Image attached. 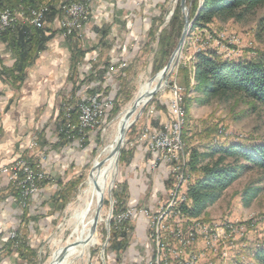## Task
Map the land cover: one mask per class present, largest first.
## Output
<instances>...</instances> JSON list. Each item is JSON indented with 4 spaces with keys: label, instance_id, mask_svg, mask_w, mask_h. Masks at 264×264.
Returning a JSON list of instances; mask_svg holds the SVG:
<instances>
[{
    "label": "rangeland",
    "instance_id": "374dc122",
    "mask_svg": "<svg viewBox=\"0 0 264 264\" xmlns=\"http://www.w3.org/2000/svg\"><path fill=\"white\" fill-rule=\"evenodd\" d=\"M4 1L1 8L15 13L17 23L12 29L0 34L14 32L20 26L49 30L51 38L47 44L67 48V52L59 54L63 58H60L62 62L64 59L67 62L68 75L58 92L56 111L48 114L43 108L37 110L35 117L31 118L30 135L28 132L27 137H23L24 134L18 136L21 139L16 137L20 155L11 163H0V190L7 191L0 193V264H50L61 248L79 239L75 240L73 228L70 227L72 213L87 188L95 164L105 163L102 152L120 134L121 128L117 130L120 118L124 119L139 99L141 86L145 83L151 85L160 76L176 49L160 65L159 35L153 40L149 34L153 26H159V33L168 28L181 0L124 1L126 30L119 31L121 29L117 24L119 27L114 31L116 35L110 34L108 26L111 23L106 21L109 16H116V0H102L90 4L87 15L80 19V28L66 36V30L61 28L62 20L67 19L62 0H40L36 8L20 5L14 9L6 7ZM204 1L196 0L198 11ZM42 6L47 8L43 23L40 27L31 25L26 21L27 15L30 10ZM187 6L191 10L192 2H187ZM20 13L24 14L23 18ZM191 21L194 25V20ZM74 34L78 46L86 53L73 80L69 81L72 77V52L66 42ZM106 39L111 46L106 45ZM112 45L114 49H111ZM210 52H215L228 62H264V8L241 21L215 22L208 29H191L179 63L167 85L145 105L136 121L143 105L130 121L135 123L126 132L116 162L117 170L108 182L97 230L92 237H96V244L81 256L78 253L73 255L74 251L64 264H122L123 260V264H142L150 259L157 249L154 223L156 225L159 218L163 219V215L173 209L170 207L171 190L183 174L188 176V180L175 199V208L162 220L166 226L160 230L159 238L166 245L164 252L191 254L196 258L195 264H237L238 260L244 264H254L252 250L264 246V175L261 172L245 171L199 219L191 218L183 211V207H193L188 192L190 185L199 177V174L190 173L189 170L192 151L203 154L214 146L264 142L263 107L240 97L228 101L215 98L208 102L194 91L197 85V57ZM107 75L108 80H104ZM74 83L78 87L76 94L73 92ZM176 88L183 97L182 150L178 151L175 159L163 163L151 144L154 134L170 133L176 126L171 108ZM94 98L99 103L108 100L110 105L99 118L93 109L97 115L94 128H81L79 118L82 108L89 106ZM74 111L76 121H73ZM174 130H178L177 126ZM60 133L66 137L62 143ZM18 162L37 175L35 193L30 188H24L26 184H22V187L17 185L18 181L25 180V175L19 170L3 172ZM176 166L180 170L175 178L171 171ZM12 175H17V181H10ZM44 182L45 185L40 187ZM11 185L20 188L21 205L10 196ZM249 186L260 187L263 191L246 206L243 193ZM62 191L66 194L62 198L67 200L66 204L63 200L57 202V196ZM126 192L128 200L124 197L122 208L116 211L118 196L115 198V194L123 196ZM24 208H27L25 216ZM176 229L182 230L187 236L195 229L196 236L192 244L183 248L172 235ZM116 230L128 235V248L121 254L114 253L111 247ZM215 235L217 241L212 248L207 242ZM17 237L23 248L18 250L16 245L8 247V242ZM116 258L121 260L120 263Z\"/></svg>",
    "mask_w": 264,
    "mask_h": 264
},
{
    "label": "trees",
    "instance_id": "16d2710c",
    "mask_svg": "<svg viewBox=\"0 0 264 264\" xmlns=\"http://www.w3.org/2000/svg\"><path fill=\"white\" fill-rule=\"evenodd\" d=\"M190 1L192 2L190 18L194 20L192 29H208L215 22L241 21L244 17L264 8V0H205L201 10L198 11L196 0H187L188 3ZM40 3V0L4 1V5L10 9L20 5L26 6V8H36ZM50 9L52 12L54 11L53 6ZM183 25V15L178 5L168 28L159 33V26H153L149 38L154 40L156 35H159L160 65L165 63L176 47ZM48 35L49 30L44 31L29 26H20L14 32L0 34V40L7 45L15 60L12 68L6 69L4 75L12 81L11 83L16 89L20 88L19 86L26 78L27 70L36 62L39 54L46 50L47 43L51 38ZM73 37L75 34L67 38L66 42L72 52V77L69 81L73 80V75L77 73L78 65L86 53L78 46L79 42ZM195 68L197 85L194 91L204 97V100L209 102L212 99L221 98L228 101L240 97L264 108V62H236L234 60L228 62L223 61L215 52H210L197 57ZM76 90L78 87L74 83L73 92L75 94ZM75 113L76 111L73 112V121H76ZM59 139L60 143L65 141L64 133H60ZM189 170L190 173L199 174V177L189 187L188 196L193 207H183V211L187 216L199 219L241 178L245 171L255 170L264 175V142L253 145L234 143L228 146H214L208 148L207 152L203 154L196 150L192 151ZM70 185L74 186V184ZM11 187L10 196L20 204L22 199L20 188L12 185ZM123 187L126 188V186ZM262 191L263 189L260 187H247L243 193L244 205L249 206ZM5 192L7 191L4 189L0 190V193ZM126 194L123 196L115 194V198L118 196L116 211L122 208L124 197L128 200V192ZM65 195L62 191L57 196V202L63 200L66 204L67 200L62 199ZM25 214H27V208H24V216ZM21 243L17 237L8 242L7 246L16 245L19 250L24 246ZM128 244L127 233L117 230L113 233L111 247L114 253H123L128 248ZM116 260L118 263L121 261L118 258ZM252 261L254 264H264V246L252 250ZM237 264L244 263L242 260H238Z\"/></svg>",
    "mask_w": 264,
    "mask_h": 264
},
{
    "label": "crops",
    "instance_id": "0c3cea01",
    "mask_svg": "<svg viewBox=\"0 0 264 264\" xmlns=\"http://www.w3.org/2000/svg\"><path fill=\"white\" fill-rule=\"evenodd\" d=\"M124 1L128 2L129 0H116L114 5L117 4L118 6L116 8H119V10H115V18L109 16L106 20L111 23L108 27L112 35L117 34L114 32L116 27L120 26L119 29L121 30H118L121 32H123L124 28L126 30V26L124 25L127 20V13L124 11ZM107 43V46H111L110 43ZM46 47V50L39 54L36 62L27 70L26 78L19 86L20 88L16 89L11 83L12 81L8 80L4 75L6 69L12 68L15 60L8 50L7 45L0 40L1 164L11 163L20 155L18 146L15 143L17 140L16 137L23 134V137L28 136V132L30 135L31 118L35 117L37 110L43 108L45 113L52 114L57 109L56 100L59 98L58 92L68 75V69H66L67 62L65 59L62 62L63 58L59 57V54H62L63 51L67 52V48L65 47L64 49L63 46L59 47L57 44H47ZM111 49H114L113 45ZM21 148H23L22 144ZM62 148L65 149L66 147L63 145ZM123 263H125L124 260L122 261Z\"/></svg>",
    "mask_w": 264,
    "mask_h": 264
},
{
    "label": "built area",
    "instance_id": "2783aa9c",
    "mask_svg": "<svg viewBox=\"0 0 264 264\" xmlns=\"http://www.w3.org/2000/svg\"><path fill=\"white\" fill-rule=\"evenodd\" d=\"M4 0H0V32L12 29L13 26L17 23V18L15 13L11 12L9 9L1 8V4ZM102 0H62L61 5L63 6V11L66 13L65 17L67 16V21L65 19L62 20L61 28L65 29V34L70 35L76 28H80V19L84 18V15H87L88 10H90L89 5L90 4H96L101 2ZM140 2H143L144 0H139ZM87 7V8H86ZM47 12V8L42 6L39 9L30 10V13L27 15L26 21L29 22L31 25H35L37 27H40L43 23L45 14ZM20 16L22 18L24 17L23 13H20ZM86 17V16H85ZM65 20V22H64ZM110 69V68H109ZM109 75L107 77H104V80H108ZM176 88L175 89V97L171 102V108L173 112V116L176 119V126H177V119L179 117V103L183 102V97L180 94V91ZM110 105V102L108 100L103 101L102 103L98 102L97 98H94L91 100V103L89 106H84L81 111V116L79 118L80 120V126L81 128L90 127L94 128L97 120V115L93 112V109L96 110V113H98V118L104 115L105 108H108ZM94 126V127H93ZM174 126V129L175 127ZM170 130V133L167 132H160L153 135V142L151 144V147L154 149V151H157L159 154L158 157L160 158L161 162H168L176 158V155L179 154V150H182L181 141H180V134L181 131L177 130ZM178 129V126H177ZM145 137V136H144ZM176 153V154H175ZM19 167V168H18ZM14 172L19 170V172L23 173L25 175V180L23 182L18 181L17 185L22 187V184H26V189L30 188L32 193L36 192L35 188V179L37 175L33 173V171L28 168L25 164L22 162H18L15 166H11L10 168H5L3 172ZM180 167H173L172 168V176L177 177L179 173ZM17 175L10 176V181H17ZM183 187V186H182ZM182 187H175L171 190V197L172 196H178L179 193H181ZM166 226V225H165ZM165 226L162 227H155L157 230V233H160V230L164 229ZM205 229V228H204ZM203 234L204 231H201ZM156 233V231H155ZM172 235L178 240L180 245L183 248L188 247L192 244V240H194V237L196 236L195 229H192V231L189 232V235L183 233L182 230L176 229L172 231ZM209 237V236H208ZM217 241V237L212 236L211 241L208 240L207 244L210 245L212 248L215 246V242ZM156 254H153V256L148 259L146 262L142 264H195V261L193 257H191V254L186 255L184 252H168L165 253L166 245H156ZM162 250V251H160ZM185 256V257H184Z\"/></svg>",
    "mask_w": 264,
    "mask_h": 264
},
{
    "label": "bare ground",
    "instance_id": "6f19581e",
    "mask_svg": "<svg viewBox=\"0 0 264 264\" xmlns=\"http://www.w3.org/2000/svg\"><path fill=\"white\" fill-rule=\"evenodd\" d=\"M159 80H160V76H157L151 85L148 83H145L144 85H142L140 88V91H139V96H140L139 98L144 96L147 92L151 91L153 86L155 85V83H158ZM183 111H182V102H180L179 103V117L177 119V126H178L179 131L182 130L181 125L183 124ZM123 123H124L123 118H120V121L118 122V126L116 125L117 130L119 128H122ZM119 140H120V135L116 136L114 138V141H112L113 143L111 144V146H109V147L107 146V148L102 152V156L105 159L104 160L102 158L105 161L104 167L101 168L99 171L95 172L93 180L88 182L87 188L83 191V194L80 198L79 205L77 206V208L72 213V217L70 220V227L73 228V232H74L73 235L75 237V240L79 238L75 242H79V241L81 242V240H86L89 238V230L91 228L92 218H93L94 213H95V208H96L97 202L101 196L104 197L106 189L108 188V182L111 179V177H113L115 175L116 170H117L116 169V162H117L118 154H116V153L114 154V150L117 147ZM186 177H188V176H185L184 174H183V176L180 175V177L178 178L177 185H175V187L184 186L188 180V178L186 180ZM94 182H96L98 184V186H100V188L102 190V194L97 192L95 185H94ZM177 198H178L177 196H172V201H171L170 207H172L173 209L176 206L175 199H177ZM177 204H178V202H177ZM177 207H179V206H177ZM172 210H170V211H172ZM170 211H169V213L167 212L165 215H163V217H164L163 219H165L167 217V215H170ZM101 219H102V215H101ZM163 219L159 218V220L156 222V225L154 223V226L155 227L165 226V224L162 222ZM159 235H160V233H157V237H156L157 243L156 244L157 245H163L164 243L159 238ZM96 241H97L96 237H94L93 239H91V241L87 245L77 246L76 248L70 250L68 252L67 257L64 259L62 264H64V262L67 260V258L74 251L75 252L73 253V255L78 253L81 256L82 254H84L88 250L89 247L94 246L96 244ZM73 243H71V244H73ZM68 245H70V244H68ZM59 254H60V250L53 256L50 264H57ZM191 257H193V259L196 260V258L194 256H191Z\"/></svg>",
    "mask_w": 264,
    "mask_h": 264
},
{
    "label": "water",
    "instance_id": "95a60500",
    "mask_svg": "<svg viewBox=\"0 0 264 264\" xmlns=\"http://www.w3.org/2000/svg\"><path fill=\"white\" fill-rule=\"evenodd\" d=\"M180 8H181L182 13L184 14V28H183V32H182V35L180 37V40L176 46V49L174 50L173 55L171 56L169 63L164 68V70L161 72L160 80H159L157 86L154 88V90L147 92L144 96L139 98L134 103L131 110L128 111V113L125 115V117L123 119V122H124L123 126L120 129V134H119L120 140H119L117 147L114 150V154L116 153L119 155L120 149H121L122 143L124 141V138L126 136L127 130L130 129L132 127V125H134L135 121L140 117L141 113L144 110L145 105H147V103H149V101L157 94V92L159 90H161L163 88L164 85H167V83H168L167 81L169 80L170 75L172 74V72L174 71V69L177 67V65L179 63V60H180L181 54L183 52L186 40L188 39L189 33L193 27V21H191L190 15H189L190 9L187 6L186 0H181ZM163 80H164V83H163ZM141 105H143V107L141 108L140 113L136 117L135 121L133 123H130L133 115L136 113V111L139 109V107ZM103 163L95 164L94 168L92 169V171L90 173V177H89L90 181L93 180L95 172L101 168V165ZM94 185H95L97 192L102 194V190H101L100 186H98V184L96 182H94ZM103 205H104V197L101 196L97 202L95 215L93 217V220L91 223V228L89 230V238L86 240H81V242L80 241L74 242L73 244H70L64 248H61L59 258L57 260V264L63 263L64 259L67 257L68 252L70 250L76 248L77 246L87 245L91 241L92 237L96 233L97 225H98V222L100 219V213H101V209H102Z\"/></svg>",
    "mask_w": 264,
    "mask_h": 264
}]
</instances>
